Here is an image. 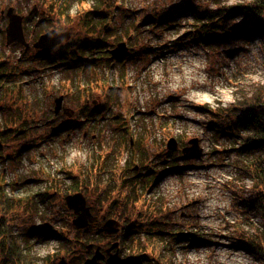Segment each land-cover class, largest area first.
I'll use <instances>...</instances> for the list:
<instances>
[{"label": "rangeland", "instance_id": "374dc122", "mask_svg": "<svg viewBox=\"0 0 264 264\" xmlns=\"http://www.w3.org/2000/svg\"><path fill=\"white\" fill-rule=\"evenodd\" d=\"M246 1L252 0H0V62L13 71L0 81V206H24L4 218L19 246L56 263L76 259L85 236L74 234L64 196L81 191L99 217L88 234L103 216L120 222L117 233L102 231L92 240V250L99 246L104 254L114 241L125 244L121 233L130 223L142 224L124 237L136 245L150 220L166 218L181 233L170 247L171 264H264V215L254 204L258 188L251 175L263 156L239 155L236 135L219 131L226 113L264 101V35L207 42L185 33L195 27L188 3L213 9ZM8 6L28 21L27 47L6 44ZM255 16L240 14L231 22L252 27ZM50 28L71 32L56 51L97 58L94 65H21L24 53L38 54L32 42ZM119 41L128 53L111 59L107 49ZM79 47L93 50L82 54ZM255 94L262 100L253 101ZM58 95L70 116L53 113ZM95 108L101 111L93 118L87 111ZM22 117L30 128L19 133ZM57 122L73 128L59 140L42 141ZM171 136L177 141L172 150L166 148ZM192 137L201 154L183 157ZM146 172L149 182L141 191L134 175ZM43 225L64 239L32 235L26 241L24 226ZM142 252L156 255L149 247Z\"/></svg>", "mask_w": 264, "mask_h": 264}, {"label": "trees", "instance_id": "16d2710c", "mask_svg": "<svg viewBox=\"0 0 264 264\" xmlns=\"http://www.w3.org/2000/svg\"><path fill=\"white\" fill-rule=\"evenodd\" d=\"M188 6L190 10L192 8H195L194 10H191L195 20V27L192 28L194 30L187 28L185 32L187 34V37L189 35L188 33H191L192 31H194L192 37L197 36L207 42H215L217 37H222L223 41L224 38L229 36H232L235 39H244V37L252 34H256L259 36L264 35V0L238 2L230 5L222 4L217 5L213 9H210L208 7L200 8L189 3ZM98 12L99 11H95L94 13ZM254 13L256 16L254 21H252V27L238 24L236 25L231 22L237 15L242 14L243 17H248ZM25 22L28 23V21L26 20ZM57 49L58 47H54L49 51L40 50L37 55H34L32 57H26L24 53V57L20 60V64L22 65L26 63L28 66L31 64V62L36 61L39 66L47 67L50 69H53L54 67L52 66L55 65L61 66L62 68H64V70H75L78 68L84 69L86 66H92L94 65L92 62L97 59H85V55H83L82 57L76 56L72 49L70 50L71 56H69L68 50L64 47L61 50L56 51ZM92 50L93 47H89L86 49L79 47V51L82 54L91 52ZM103 59L105 62L109 61L108 57H105ZM51 63L53 65H51ZM1 65L3 68L1 67ZM48 65H51V67H49ZM5 68L8 69V72ZM0 69L1 71L3 69L6 70L4 71V73H1L0 71V81L2 80L1 82H5V78L9 80L10 76L13 73L11 67H6L5 62L1 61ZM69 78L73 80L74 86H76L77 88V82L75 81L76 78L74 79L72 76H70ZM257 95L258 94H255L253 96V101L262 100L260 96ZM4 108H7L10 113V109L8 106L4 105ZM100 111L101 110L95 108L90 109L89 112L87 111V113L88 115L93 116V118H96ZM16 113L18 116H21V110L17 109ZM226 116L230 117L226 120V123L224 125H221L222 130L219 131L225 133V131L228 130V134L234 133L236 135V138H238L239 140V145L235 147V149L238 151V154L244 155L251 152H258L261 154V156H263V163L258 165L253 172L251 171V175L255 181V187L258 188L256 191L257 196L254 198V204H256V207L259 208V210L264 215V101L258 102L255 105L245 103L243 104V108L241 110H237L236 112L231 111L230 113H226ZM24 120L25 118L22 117V120L20 122V126L22 129L21 131H19V133L26 132L30 128L29 126L23 124ZM75 123L76 125L79 124V122ZM70 128H73L71 122H66L64 124L57 122L55 125H53V128L50 129L49 134L44 139H42V141L48 142L59 140L61 136H64L65 134H63V130H70ZM223 128L225 129L223 130ZM4 137L5 136H3V138ZM27 148H29L28 144L23 145L18 149L17 153H22V150H25ZM172 160H174L173 157L171 158V161ZM148 175L149 172H146L143 178L141 175H139V173L134 175V178H138L141 191L149 182ZM37 195L42 198L46 197L48 194L46 192H40ZM8 205V208L5 207V204H2L0 206V264H85V260L93 255L94 249L92 250V240H99V234H102V230L98 228L90 234H88V231L90 230L91 225L96 222L91 223L83 229H73L74 234L83 232L85 236L84 241L82 242L83 250L82 252H80V255H77L76 259L75 257L69 258L66 263L63 260L56 263V260L49 259V257L51 256H38L35 253L33 254L31 250H28V248H30L31 246L29 247L28 245H25L26 247H28L26 249L19 246V244L12 239L13 235L11 234V225L7 222L6 219H4L5 213H7L6 211L10 212L13 208L20 209L24 206L23 204ZM124 206H126V204H124ZM136 227L141 228L142 224L130 223L123 228L121 238H123L126 243L120 244L118 242V256L116 261H108V254L106 253V249H104V254H107V256L103 254L100 257L92 259L86 264H171L172 250L170 249V247L172 244L178 241L177 237L175 236H177L180 232H176L175 228L172 227V225L166 218H153L149 221L148 225L144 227V229L140 232L142 240L138 241V243L134 245L132 239L127 240L124 237L128 236ZM51 228L52 227L47 228V226L44 225L42 227L24 226L22 232L27 235L26 241H28L29 239V243H31L30 240L32 238V235H35L36 237L40 236L43 238H47L48 236H60V241H62L64 239V236H62L61 233L52 230ZM174 231L175 233H173ZM171 238H173L174 240H171ZM88 244H90L89 247L87 246ZM147 247L151 248L153 251H156L155 257L142 252V250ZM263 247L259 246L260 249ZM130 251L132 252L130 253Z\"/></svg>", "mask_w": 264, "mask_h": 264}, {"label": "water", "instance_id": "95a60500", "mask_svg": "<svg viewBox=\"0 0 264 264\" xmlns=\"http://www.w3.org/2000/svg\"><path fill=\"white\" fill-rule=\"evenodd\" d=\"M30 12H32V10ZM5 15L7 17V24L5 26L6 44L18 41L20 44L27 47L29 43L26 41L24 36L22 24L23 15L15 12L12 6L7 7ZM70 35L71 32L69 30L50 28L41 33L32 43V46L42 51H48L56 47L63 40H68ZM109 52L111 54V58H121L128 53V47L124 41H120L116 43V45L111 48ZM62 100L63 95H58L54 98L53 112L56 114L62 110L63 113L70 116L72 114V109L64 107ZM166 148L170 150L177 148V141L175 137L171 136L168 138ZM181 152L183 157L199 156L201 154V148L199 147L198 139L195 137L189 138L187 140V145L182 147ZM64 202L66 206L72 210L73 217L71 223L76 229H83L90 223H94L98 220V216L92 212L91 206L88 204L86 197L81 191L66 194L64 196ZM102 219L103 221L99 227L100 230L107 233H116L119 231L120 222L118 219L112 217L106 218L105 216H103ZM186 235L193 236L190 232H186ZM117 245L118 242L114 241L106 248L108 261L117 260ZM87 246L89 247L90 244ZM112 249H114V252L111 251ZM102 255L103 253L101 252L99 246H96L93 251V255L85 260V264Z\"/></svg>", "mask_w": 264, "mask_h": 264}, {"label": "bare ground", "instance_id": "6f19581e", "mask_svg": "<svg viewBox=\"0 0 264 264\" xmlns=\"http://www.w3.org/2000/svg\"><path fill=\"white\" fill-rule=\"evenodd\" d=\"M96 15H103V14L98 12V13H96ZM65 30H67V29H65ZM119 42H120V41H119ZM124 42H125V41H124ZM117 43H118V42H117ZM125 43H126V42H125ZM115 45H116V44H115ZM115 45H113L112 47L110 46L108 49H107V48H105V49H107V50H108V54H107V56L109 55L108 57H110V58H111V54H110V52H109V51H110V49H111V48H113ZM126 45H127V47H128V44H126ZM128 49H129V47H128ZM111 59H115V58H111ZM188 79H189V80H192V79H191V78H189V77H188ZM45 91L47 92V90H46V89H45ZM63 99H64V97H63ZM62 102H63V100H62ZM60 111H61V110H60ZM53 113H54V112H53Z\"/></svg>", "mask_w": 264, "mask_h": 264}, {"label": "flooded vegetation", "instance_id": "af4514ba", "mask_svg": "<svg viewBox=\"0 0 264 264\" xmlns=\"http://www.w3.org/2000/svg\"><path fill=\"white\" fill-rule=\"evenodd\" d=\"M12 7H13V6H12ZM13 9H14V8H13ZM14 11H15V10H14ZM15 12H16V11H15ZM25 20H26V18H23V20H22V24L25 22ZM23 29H24V27H23ZM23 31H24V30H23ZM24 35H25V34H24ZM25 39H26V38H25ZM26 41H27V40H26ZM34 41H35V40H34ZM34 41H33V42H34ZM27 42H28V41H27ZM33 42H32V43H33ZM28 43H29V42H28ZM30 44H31V43H30ZM111 251H113V249H112Z\"/></svg>", "mask_w": 264, "mask_h": 264}]
</instances>
